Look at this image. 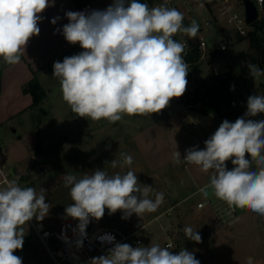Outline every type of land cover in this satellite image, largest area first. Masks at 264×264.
Instances as JSON below:
<instances>
[{
    "label": "clouds",
    "instance_id": "clouds-1",
    "mask_svg": "<svg viewBox=\"0 0 264 264\" xmlns=\"http://www.w3.org/2000/svg\"><path fill=\"white\" fill-rule=\"evenodd\" d=\"M55 0H0V58L9 65L20 62L30 39L40 33L42 13ZM68 20L62 35L70 44L83 49L53 64V77L60 83L62 99L79 117L110 123L123 116L151 115L166 109L173 98L182 97L188 81L189 65L185 60L187 42L174 37L182 33L195 38L199 25H184V15L164 3L149 7L140 0H113L104 10L67 11ZM60 17L51 23L55 25ZM59 31V30H58ZM248 74L257 80L264 70L246 65ZM234 88V86H232ZM264 113V95H251L247 111L234 122L225 119L204 141L205 147H191L181 158L176 149L173 162L195 165L210 174V183L199 189L207 198L208 189L230 208L247 209L264 217V120H254ZM120 167L133 164V157L119 153ZM227 161L233 168L228 170ZM117 161L111 165L117 167ZM73 203L65 207V216L78 221L81 237L92 219L123 213L142 217L153 213L164 202V194L142 185L132 170L109 175L104 169L63 176ZM150 194L154 196L150 198ZM51 205L46 190L21 187L17 179L5 180L0 188V264H23L15 255L24 244V225L35 218L42 221ZM185 237L196 243L202 237L191 226H184ZM65 239H67L65 237ZM101 243L114 246L107 255L93 257L90 264H200L194 252L186 249L174 254L159 243L132 247L115 242L111 234L98 237ZM77 247L83 240H77ZM247 264H257L249 257Z\"/></svg>",
    "mask_w": 264,
    "mask_h": 264
},
{
    "label": "rangeland",
    "instance_id": "rangeland-1",
    "mask_svg": "<svg viewBox=\"0 0 264 264\" xmlns=\"http://www.w3.org/2000/svg\"><path fill=\"white\" fill-rule=\"evenodd\" d=\"M210 3L214 5L213 1ZM244 8L241 10H245ZM188 12L191 17H194L193 13L196 11L191 9ZM263 16L264 10L257 21H260ZM197 19L199 22L203 21L199 15ZM221 24L224 25L222 22ZM248 29L249 32L253 31L254 23H250ZM257 34L264 40V30H259ZM239 38L241 37L237 36L232 41L227 38L215 40L218 47L225 43L227 49L214 52L213 60L211 58L218 72L228 70L236 73L231 94L232 97L240 96L245 100V106L235 108L228 106L225 110L227 113L232 112L229 115L231 122L239 118L238 115L245 114L249 96L264 95V76L254 80L248 74L246 67L248 63L255 64L251 58L254 54L250 44L251 37L248 35L243 40ZM223 74L224 72H221V75ZM43 78L48 95L38 107H34L35 111L30 116L32 125L25 126L26 128L18 133L13 129H0L2 154L0 179L4 176L8 180L18 178L21 187H34L37 192L44 188L46 203H49L50 209L61 217L65 216V207L73 203L69 188L64 185L65 174L72 173L79 176L88 171L104 169L109 175H113L117 172L124 174L132 170L141 182L139 178L144 177V173L149 171L148 168L157 166L168 157L173 158L176 149L183 158L188 148L195 147V137L204 148V141L223 122L215 110L204 113L194 108H184L179 105L176 98H173L170 105L160 113L147 116L125 115L122 120L114 124L106 119L94 121L71 112L68 104L62 99L59 80L53 77V74L43 75ZM173 108L174 111H172ZM248 118L264 120V113ZM21 134H23L22 137L18 138ZM121 152L133 157L134 162L130 168L119 166ZM143 155L148 163L143 161ZM113 160L118 162L115 168L111 165ZM174 164L183 169L185 162L182 160L181 163ZM226 164L228 169L233 168L231 161H227ZM157 167L160 169L159 166ZM162 169L168 168L162 167ZM59 176H62L61 183H58L56 179ZM4 181L0 184V188L4 186ZM200 197V195L195 196L193 200H198ZM199 219L206 220L205 217ZM130 220L135 222L139 220V217L133 214ZM57 222L53 220L52 224L55 225ZM24 230L23 248L14 253L22 257L23 264H55L30 221L24 225ZM137 238L138 235H135L126 243L132 247L142 246L136 244ZM51 246L57 249L59 245L52 241Z\"/></svg>",
    "mask_w": 264,
    "mask_h": 264
},
{
    "label": "crops",
    "instance_id": "crops-1",
    "mask_svg": "<svg viewBox=\"0 0 264 264\" xmlns=\"http://www.w3.org/2000/svg\"><path fill=\"white\" fill-rule=\"evenodd\" d=\"M112 2L113 0H91L83 7H78L75 0H55V5L41 14L42 20L38 25L40 33L30 39L20 62L9 65L0 58L1 130L13 129L18 133L26 128L25 126L32 125L30 116L35 111L32 106L33 95L25 92L24 86L36 75L47 90L43 75L53 74L54 62H62L64 57L83 51L79 44L68 43L62 35L63 25L68 23L65 13L67 11L104 10ZM195 11L194 17L188 16L197 22L199 21L197 15L203 20L213 15V11L199 9ZM55 17H60V19L53 25L51 20ZM237 36L242 37L228 29L223 21L216 20L210 29L209 40L213 44L215 40L227 38L232 41ZM239 39L243 40L245 37ZM213 57L214 54L211 56L212 60ZM211 58L203 68H200L203 74L209 76L210 72H214L218 79L221 72H229L228 70L218 72ZM229 73L236 74L235 72ZM227 108L228 106H225L220 112L216 111L223 121L228 120L229 115L232 114V112H225ZM194 109L204 113L208 112L207 107ZM174 110L173 108L172 111ZM238 116L241 117L243 114ZM229 121L231 122V119ZM194 142L195 147L203 149L196 137ZM137 147L139 148L138 144ZM143 161L148 163L144 155ZM157 166L160 169H157ZM157 166L148 168L149 171L144 173V177L139 178L142 185L152 186L156 192L164 194V202L156 212L146 213L142 217L138 216L139 220L134 222L130 218L122 219L123 214L119 210L109 215L106 209L103 218L98 221L92 219L91 222L101 226L115 227L122 232L133 233V236L138 235L136 244L145 247L151 243H159L162 247H167L166 244L172 241L173 244L168 246L169 250L174 254L182 249L194 252L200 264H247L249 257L254 258L257 264H264V217L247 209L230 208L226 202L217 199L212 194L211 188L208 189L209 195L205 198L199 189L210 183V174L201 172L195 165L185 162L183 169L178 168L173 163V158L168 157ZM162 167L168 169L161 170ZM231 169L232 167L228 170ZM90 172L93 171L87 173ZM4 177L0 179V184L4 181ZM61 177L56 178L58 183H61ZM198 195L201 197L194 201L193 198ZM150 198L154 199V196L150 194ZM200 202L203 203L201 207L198 206ZM172 207L174 208L168 211ZM216 208L222 211L217 213ZM201 217H205L206 220L201 221L199 219ZM63 218L67 217H61L50 209L42 221L50 227H56ZM53 220L58 222L53 225ZM186 225L199 232L202 237L201 243L185 237L182 229Z\"/></svg>",
    "mask_w": 264,
    "mask_h": 264
},
{
    "label": "built area",
    "instance_id": "built-area-1",
    "mask_svg": "<svg viewBox=\"0 0 264 264\" xmlns=\"http://www.w3.org/2000/svg\"><path fill=\"white\" fill-rule=\"evenodd\" d=\"M210 1H213L214 5H211ZM253 1L258 8L260 17L262 10H264V0ZM162 3H164V0H156L150 8ZM167 6L176 8L183 13V23L186 26L195 21L188 16L189 10L213 11V15L202 22L195 21L199 25V31L195 38H189L182 33H178L174 37L180 42H187L184 58L189 65V72L186 77L188 81L187 90L182 97L176 98V100L184 108L212 106L208 91L211 87L218 84L219 80L217 79V74L212 72L209 73V76H206L200 68H203L204 64L209 62L214 52L226 50L227 45L222 43L218 47L215 43L212 44L209 40L210 29L213 23L219 20L223 21L228 29L238 35L248 36L249 23L247 22L246 10H241V8L245 7L244 2L243 0H167ZM243 106H245V100L240 96L232 97L229 101L230 108ZM1 164L2 154L0 153ZM4 180H8L6 176ZM198 206H203V203H198ZM215 211L219 213L222 209L216 208ZM30 222L55 264H63L65 262L69 264H90L91 258L107 255L108 249L114 246L109 243H101L98 239L99 236L111 234L115 237V242L119 243H126L133 236V233H125L115 227L101 226L90 221L86 228V236L81 237L78 231H74L78 221L72 218L61 219L56 227H50L44 221H38L34 218ZM77 240H83L82 247H77ZM52 241L59 245L57 249L52 248ZM172 244L173 242L171 241L166 246L168 247Z\"/></svg>",
    "mask_w": 264,
    "mask_h": 264
},
{
    "label": "trees",
    "instance_id": "trees-1",
    "mask_svg": "<svg viewBox=\"0 0 264 264\" xmlns=\"http://www.w3.org/2000/svg\"><path fill=\"white\" fill-rule=\"evenodd\" d=\"M90 1L91 0H75V3L78 7H83ZM155 1L156 0H140V2L146 3L149 7ZM254 26L255 29L248 34L251 37V46L254 52V54L251 55V58L261 70H264V40L257 34L259 30H264V16L261 17L260 21H255ZM235 78L236 74L229 72H225L218 78V84L211 87L208 91L211 97L212 106H208L207 111L215 110L220 112L221 108L229 106L232 92L231 82H233ZM23 90L25 92H30L33 95V107H38L47 95V90L36 75L24 86Z\"/></svg>",
    "mask_w": 264,
    "mask_h": 264
},
{
    "label": "water",
    "instance_id": "water-1",
    "mask_svg": "<svg viewBox=\"0 0 264 264\" xmlns=\"http://www.w3.org/2000/svg\"><path fill=\"white\" fill-rule=\"evenodd\" d=\"M247 15V22L254 23L259 18L258 8L253 0H243Z\"/></svg>",
    "mask_w": 264,
    "mask_h": 264
}]
</instances>
